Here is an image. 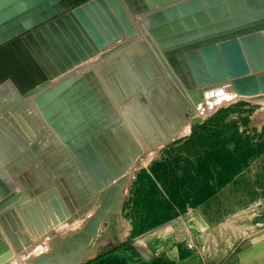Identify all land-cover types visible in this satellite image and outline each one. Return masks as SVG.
Listing matches in <instances>:
<instances>
[{"label":"water","instance_id":"95a60500","mask_svg":"<svg viewBox=\"0 0 264 264\" xmlns=\"http://www.w3.org/2000/svg\"><path fill=\"white\" fill-rule=\"evenodd\" d=\"M129 12L148 13L145 25L157 53L187 86L200 92L203 87L226 81L240 94L253 96L264 91V0H0V125L49 119L95 185L92 189L83 182L64 147L56 144L41 156L51 164V178L56 179L72 213L80 209L87 214L97 203V193L105 190L100 209L73 237L76 242L92 244L101 222L113 224L117 189L106 187L133 164L141 149L120 117L115 116L113 124L95 133L87 130L81 119L72 117L70 125H61L54 117L121 107L99 68L113 55H94L121 37L137 35ZM149 56V51L138 48L130 59ZM165 66L175 78L169 65ZM119 67L132 84L125 58L114 62L111 71L107 69L109 79L116 88L126 85ZM200 121L196 117L194 123ZM82 133L84 139L78 136ZM33 170L20 178L31 179ZM29 179L39 193L43 184L38 186ZM65 182L70 189L67 184L63 189ZM7 194L0 180V221L5 228L6 218L20 236L18 212L35 238L50 232L37 200ZM9 236L19 242L16 235ZM7 252L0 232V262Z\"/></svg>","mask_w":264,"mask_h":264},{"label":"rangeland","instance_id":"374dc122","mask_svg":"<svg viewBox=\"0 0 264 264\" xmlns=\"http://www.w3.org/2000/svg\"><path fill=\"white\" fill-rule=\"evenodd\" d=\"M170 110L163 107L165 120L172 119ZM202 113L198 124L191 123L186 111L178 114L176 120L181 129L173 135H166L162 125L156 130L149 128L144 118H129L144 147L143 154L130 172L131 181L123 186L118 201L123 207L116 216L126 227L125 241L111 243L117 244L112 247L103 246L102 255H121L123 264L128 260L130 264H159L156 255L170 252L219 255L236 250L238 246L225 242L223 237L226 221L242 226L245 232L264 231V101L233 100ZM153 136L156 147L146 154V143ZM37 142L43 145L45 139ZM37 152L40 153L38 148ZM8 173L15 174L14 170ZM84 222L85 219L74 231L70 228L61 234L60 230H52L41 244L53 247L59 242L66 243L74 232L82 229ZM102 224L104 221L97 227L98 233ZM104 227L103 231L111 232L110 235L121 231L119 225L113 228L109 221H105ZM21 230L27 231L24 226ZM0 232L2 238L7 233L1 222ZM30 239L24 236L27 246L24 250L7 241L11 250L6 255L11 260L5 264L38 260L33 251L34 241Z\"/></svg>","mask_w":264,"mask_h":264},{"label":"bare ground","instance_id":"6f19581e","mask_svg":"<svg viewBox=\"0 0 264 264\" xmlns=\"http://www.w3.org/2000/svg\"><path fill=\"white\" fill-rule=\"evenodd\" d=\"M129 13L137 28V35L129 38L121 37L107 46L105 49L94 55H113L111 58L100 63L99 68L107 84V87L119 102L121 107L96 110L93 111V113L83 112L54 117L56 121L61 125H64L65 123L67 125H70L69 119H71L72 117L76 120L81 119L87 123V130L89 128V130L94 131V133L99 130H103L110 124H113L115 116L120 117L121 120L125 122L127 128L134 136L137 144L139 145L141 152L132 159L133 164L128 167L123 173L119 174L118 177L113 178V182L106 187V189H109L110 186L111 189H117V194L115 197V201H117V207L119 206V199L121 200L120 194L122 193L123 186L129 185L131 181L130 172L135 167L138 158L143 154L142 152L144 148L142 143L138 140L137 135L134 133V127L131 125V123H129V118H134L135 120L144 118V120L148 123L149 128L156 130L158 126L162 125V130L166 132V135H173L174 133L176 134V131H178V129H181L179 128L180 124H178L176 119H178V114H184V111L188 113V115L190 116L189 119H191V123H193L196 117L200 118V115H204L202 112H207L210 110V108L213 109L216 106L228 101H264V91H261L253 96L240 94L233 90L230 82L226 81L210 85L209 87H203L201 88L200 92L196 88L194 89L189 85L187 86L182 77L174 72L173 68L165 59V57L162 59L161 56H159L160 54L157 53L156 48L153 45L154 43L152 41V36L150 35V32L145 25L144 17L148 13ZM138 48L149 51L150 56L146 57L145 59L132 61L130 59V55L133 50ZM122 58L126 59L128 64L127 72L129 73L130 79H133L132 84H130L121 67H119L124 79L126 80V85H128V88H126L125 84H122L121 86H118V88H116L115 82L108 77L109 73L107 72V69L109 68V70L111 71L113 63ZM165 63L169 65L175 78L170 75L167 67L165 66ZM129 67L131 71H129ZM263 73L264 71H262V74ZM116 84L118 85V83ZM138 85H141V88H137ZM199 93H201L202 96H199ZM163 107L171 108L170 111H172V119L170 118L169 120V118H167V120H165L163 118ZM115 113L116 115H114ZM185 115L187 114L185 113ZM148 119H150V122ZM165 122H167V125ZM185 122L186 119L184 123ZM51 130L56 138H54V136L50 132ZM83 134L84 133L78 136L84 139ZM161 134L164 135V132H162ZM85 135H87V133H85ZM41 138L45 139V143L43 145L37 142ZM56 144L66 149L67 153L72 158L74 164L77 167L79 177L83 179V182H85L86 185H90V187L94 189L95 185L91 180V176L83 170V164L79 162L76 156H74L71 148L63 140V137L59 135V133L52 127V124H50L48 118L0 125V180L4 187L8 190L7 195H28L30 198L37 200L47 218L50 226V232L52 230H60V233L62 234V231L68 230L70 228V230L72 231L73 228L77 229L80 226L81 222H83V219H85L82 229L78 232H74L70 237V240H68L66 243L59 242L58 244L61 243L60 245L56 244V246L53 247L49 243L47 244L43 242V245L41 244L43 238L45 237L46 239L47 235H49L50 232L40 238H35L31 234L25 223L21 220L18 212L16 213L21 221V225L27 229L28 233L25 230H21L20 236H17L18 234L14 233L11 228H9V224L5 219L4 223L9 229L2 239L7 246L8 241L14 247L18 245L21 250H24L27 247L23 241L24 236L31 238L32 241H34L32 242L34 246L33 251L35 252V254L37 253L38 260H35L31 263L29 262V258L28 264H79L83 262L85 258L96 255L103 246H111V243L122 242L127 235L126 227H123L124 223H119V221L122 220H119L116 216L115 211L118 209L116 208L113 211V214L115 215H113L114 221L112 225L113 228L117 225L120 226L121 231L118 233V235H114V233L113 235H110L111 232H108L103 237L97 238L98 231L96 229L93 236L95 243L92 247H89V245H91L89 243L76 242L73 237H75L76 234L80 233L87 226L96 211L100 209L99 207L103 199L102 195L104 194L105 190L97 193V203H95L94 208L91 210V212H89V214L83 215L80 209H77L75 213H72L63 198L62 190L55 184L56 179L51 178L53 177L51 164H47L46 160H43L41 158V156L45 152L52 149ZM90 147L91 150L95 153L93 147ZM155 147V139L153 136V138L148 140V142L146 143L145 153L148 154ZM37 148L40 150L39 154L37 152ZM82 151H84L88 159L93 163V168L96 169L97 175L99 177H102V172L100 171L98 165H96L89 151H86V148H83ZM80 158L83 157L79 156V159ZM100 162L103 166H105L101 160ZM62 163L63 162H61V164ZM8 165L10 167H8ZM31 168H34V170L33 172H31V179H29L30 177H28V179L31 180V182L33 180L36 184V181H39L41 184H39L38 186L43 184V188L39 193H35L34 189L30 186L27 178H20L21 175H23ZM13 170L15 174H10V177L8 171L11 172ZM64 184H67L70 189V185H68V182L62 183L63 189ZM5 198H8V196H6ZM54 209L56 210L53 211ZM1 223L3 224V222ZM9 232L14 236L16 235V238L19 241L18 243L12 241L9 236ZM3 233H5V229ZM10 250L11 249L8 246V252L4 254L5 256L1 260L0 264H5L7 263L5 261L11 260L9 259L8 255H6L10 253ZM53 250H55L54 253ZM37 255H35L34 258L37 257ZM84 255L88 256L85 257Z\"/></svg>","mask_w":264,"mask_h":264},{"label":"crops","instance_id":"0c3cea01","mask_svg":"<svg viewBox=\"0 0 264 264\" xmlns=\"http://www.w3.org/2000/svg\"><path fill=\"white\" fill-rule=\"evenodd\" d=\"M129 71H131L130 67ZM122 207L123 205L118 206L115 212L118 213L120 211L121 214ZM113 215L115 214L112 212L111 216L113 217ZM104 224L101 225L97 238H99L100 234L103 232L105 233L104 235H106V232L103 231L105 229ZM223 226V237L225 238V242L229 241L230 243H235L238 246L236 250L225 251L222 254L219 253V255H179L178 252H170L168 255H156L159 264H264V231L256 233L245 232L242 226L238 227L232 221L224 222ZM162 235L161 233V238H163ZM160 242L162 243V241ZM94 243L95 241L92 245H94ZM92 245H89V247ZM113 245L106 247H112ZM100 251L92 257L85 258L80 264H123L122 262H124V260L122 259V261H120L121 255H114L115 253L102 255ZM84 256L86 257L88 255ZM124 264H130L129 260Z\"/></svg>","mask_w":264,"mask_h":264}]
</instances>
